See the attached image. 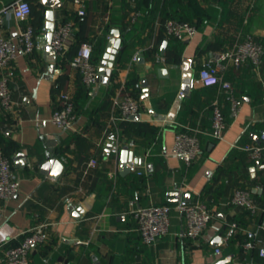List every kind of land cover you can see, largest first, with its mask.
Wrapping results in <instances>:
<instances>
[{"label":"crops","instance_id":"1","mask_svg":"<svg viewBox=\"0 0 264 264\" xmlns=\"http://www.w3.org/2000/svg\"><path fill=\"white\" fill-rule=\"evenodd\" d=\"M12 1L0 0V10ZM197 1L205 10L204 14H190L197 31L190 38L170 42L180 48L178 67L164 63L167 45L163 54L161 44L159 49L151 50L157 65L143 53L152 48L158 24L155 20L150 34L144 15L154 3L169 14L176 12L174 2L138 0L135 5L138 9L129 11L130 16L133 12L140 16L135 18L139 20L135 33L140 35L137 50L144 57L143 63L136 61L140 76V120L154 124L157 130L149 137L137 135L126 140L116 126L118 112L112 105L115 95L123 94L118 92L119 86L123 84L126 88L129 63L116 61L118 48L110 74L100 73L99 68L111 30L118 29L121 44L125 31L119 26L124 13L131 8L129 3L134 5L130 0H61L59 7L51 8L33 0L43 7L33 31L34 48L30 53L17 54L11 61L13 108L10 111L0 108V141L9 139L16 143L17 152H23L26 159L24 165H16L17 152L12 155L18 191L9 199H0V264L3 246L9 241L17 242L24 230L40 222L45 224L47 237L30 251L31 264H212L227 254L233 255L229 264H264V255L258 252L264 242L245 249L238 248L239 242L223 238L226 235L223 229L231 222L242 233L255 230L259 223L264 226V212L248 214L229 202L237 187L248 190L254 200H260L258 194L264 187V162L250 159L241 149L247 143L258 144L254 137L260 142L264 129V0ZM80 7L84 9L83 15L77 13ZM47 9H52L53 26L67 21L73 25L62 50L54 53L45 47ZM84 18L86 25L81 33L79 21ZM26 24L30 25V16L16 20L0 11V29L6 36L14 37L18 26ZM248 34L263 47L259 70L246 62L239 67L227 63L220 72L230 81L231 95L238 102L232 112L230 93L202 85L197 70L212 53L229 49L237 35ZM98 38L104 41V48L96 64L97 80L85 92L66 53L72 42L77 43V48L82 42L90 43L92 51H96ZM209 41L219 42L220 47L205 49ZM158 66L167 68V77L156 75ZM60 77L64 85L52 93ZM143 78L147 80L145 98L141 97ZM115 83L111 92L110 86ZM183 83L185 92L180 93ZM61 92L67 93L77 106L74 124L63 130L50 120ZM214 103L220 106L226 123L221 138L210 135ZM149 108L159 117L153 116ZM179 130L196 131L200 141L201 152L190 164L172 150L174 134ZM111 132L118 138L119 151L127 144L133 156L140 159L137 166L143 171L141 175L131 171L120 174L119 151L104 157L107 135ZM47 141H55L51 156L63 164L56 179L39 172L40 164L46 160ZM91 157L97 160L95 165L88 163ZM186 193L191 201L204 198L212 201L214 217L203 233L196 239L187 237L181 214L172 209L177 214L171 221L170 213L169 231L153 245L143 243L129 212L130 202L175 203L177 195L186 198ZM77 212L78 218L73 215ZM217 235L222 242L214 246L211 241ZM216 247L220 248L219 253L215 252Z\"/></svg>","mask_w":264,"mask_h":264},{"label":"built area","instance_id":"2","mask_svg":"<svg viewBox=\"0 0 264 264\" xmlns=\"http://www.w3.org/2000/svg\"><path fill=\"white\" fill-rule=\"evenodd\" d=\"M79 2V0H74ZM134 0H130L133 2ZM4 14L13 16L16 20H23L29 16L30 4L27 0H14L5 5L0 10ZM79 15L84 14V9L80 7L77 10ZM136 13H132L131 19ZM165 33L179 40L192 37L197 28L188 21L177 19H167L164 23ZM73 25L71 22L58 23L53 26L51 31L50 45L55 51H61L67 42ZM34 48L33 29L30 25H19L14 37L6 36L0 29V108L3 111H10L13 108V101L10 94V81L13 76L11 61L17 54H27ZM140 54L136 50L130 61H137ZM263 47L251 35H237L231 47L227 50H221L212 53V55L197 70V77L204 86H216L230 93L232 100V112L237 109V100L231 95L232 85L229 80L223 78L221 70L225 64L230 63L234 67H239L248 62L255 71H258L262 62ZM92 47L90 43L82 42L79 44L75 54L70 59V65L77 69L81 74V79L87 86L93 85L97 80V68L91 60ZM158 60V56H156ZM118 92L113 99V110H117L118 118L133 119L132 117L140 112L138 100L132 96L121 84ZM181 93V92H180ZM51 122L59 129L71 127L76 120L74 104L69 95L65 92L59 93L55 106L50 115ZM226 123L220 106L216 103L213 105L211 118L210 135L215 138H221ZM108 146L103 152L104 157L116 155L120 148V143L115 133L107 135ZM260 142L263 144H244L241 149L247 156L259 161L263 156L264 149V129L260 133ZM174 153L179 155L186 164H190L201 152V146L196 131L179 130L174 134L172 145ZM97 160L93 157L89 159L90 165H95ZM11 158L5 155L0 149V199H9L13 197L19 187L18 180L14 177L11 167ZM129 171L136 175L143 173L133 161L127 163ZM229 202L252 213L260 211L248 190L237 187L229 198ZM177 210L185 225L184 234L191 238H198L207 228L210 220L214 217V211L201 200H186L182 195H177L176 202L170 204H149L139 205L130 202L129 212L135 220L137 231L143 243L153 245L156 240L169 231L171 210ZM236 227L235 222L229 223V228ZM263 227L259 223L257 228L246 232V239L242 246L245 249L251 248L258 241L257 232ZM229 229L226 230L224 240L228 238ZM47 237L44 222L35 224L21 233V238L14 244L3 247L2 264H31L29 259L30 251ZM215 252L219 253L220 248L216 247ZM259 255H264V247L258 249ZM263 264V263H254Z\"/></svg>","mask_w":264,"mask_h":264},{"label":"trees","instance_id":"3","mask_svg":"<svg viewBox=\"0 0 264 264\" xmlns=\"http://www.w3.org/2000/svg\"><path fill=\"white\" fill-rule=\"evenodd\" d=\"M27 1L30 4V13H29L30 25L32 26V29L34 31L35 27L39 23V19L42 14L43 7L41 5L34 4L33 0H27ZM172 1L176 5V12L169 14L168 12H166L165 8L163 11V8H161L163 6H160L157 3H154V4L152 3L153 6L149 9V11L143 17L144 23L147 26L148 32L150 34L153 32L155 20L158 23L157 28L155 29L156 32H155L154 40L151 46L152 48L145 49L143 52L146 59H149V60L152 59L153 63L156 65H157V62L154 61L150 53H151V50L159 49V46L164 39L166 40V45H167L165 48L164 55H163L164 63L168 64V63L178 62L180 48L179 46H175L174 44H171L170 42L175 39H176L175 41H179V39L172 37V36H168L165 33L164 23L166 19L173 17L180 21H188L190 23H194V21H192L193 19L190 14H192L193 16V15L204 14L205 12V10L198 5L197 0H172ZM137 3H138V0H134L132 2L134 6H131V4L129 3L131 8L128 7L129 10L126 11V13H124V16L122 18V25L119 26V28L122 31H125V33L123 35L122 42L118 49L116 61L121 64L129 63V70L126 76V88L128 92L138 100L139 93H140V76L136 69V61L135 62L130 61V58L132 54L140 46V37H139L140 35L138 33H135L136 32L135 30L139 27L138 26L139 20L137 21V19H139L140 16L138 15V13H136L134 15V18L131 19L132 16L128 14L131 9L134 11L138 9L137 6L135 7ZM135 18L137 19L135 20ZM79 22H80V27H81L80 32L83 33L85 30L86 19L84 18L83 20H80ZM204 47L205 49H216V48H219L220 45H219V42L217 41L216 42L209 41L204 45ZM103 48H104V41L98 38L97 45L95 46L96 51H92V56H91V60L95 65L97 64L98 59L102 54ZM69 49L70 50L66 53V56L68 59H70L75 54L77 50V43L72 42ZM77 72H78V84L83 91L87 92L88 90H90L91 86H87L86 84H84L81 79L80 72L78 70ZM63 85H64V79L63 77H60L59 84L52 87V93H55L59 89H62ZM115 85L116 83L110 86L111 92H113ZM73 104H74V112L76 113L77 106L75 102H73ZM116 126L118 127L120 133L125 137L126 140H129L137 135L138 136L144 135L145 137H149L151 134H153L157 130V126H155L154 124L149 123L148 121L140 120V119L135 120V119H127V118H117ZM259 144L262 145L263 143L259 142ZM0 149L5 155L12 158V155L18 151V146L13 141L9 139H5L2 142L0 141ZM260 161L264 162V149H263V156L260 159ZM206 191H207V197L209 198L211 196L210 187ZM258 196L260 200H254V199L253 200L258 206V208H260V211L264 212V187H263V191L260 194H258ZM208 198H204L201 200L205 202L209 208H212L213 206L212 201L210 202ZM173 203L174 202H168L167 204L173 205ZM243 211L247 212L248 214H252V215L255 214V213L248 211L247 209H244ZM228 229H229L228 241H231V242L237 241L239 242L237 245L238 248H242V244L246 239V233H242L238 229L236 230L235 227L230 229L229 226L224 227L223 232H225ZM263 233H264V226L260 228L257 232V237L259 240L256 241L255 246L263 245V242H264ZM14 243L16 242L9 241L3 247H7ZM227 251L229 252L231 251V249Z\"/></svg>","mask_w":264,"mask_h":264},{"label":"water","instance_id":"4","mask_svg":"<svg viewBox=\"0 0 264 264\" xmlns=\"http://www.w3.org/2000/svg\"><path fill=\"white\" fill-rule=\"evenodd\" d=\"M40 2L45 5L49 6L51 8L53 7H59L61 5V0H40ZM53 29V14H52V9H47L46 10V25L44 27V30L46 31L47 38L45 40V47L47 51L51 50L52 53H54V49L50 45V38H51V31ZM120 45V37H119V31L116 28H113L110 33V37L107 42V46L105 48V52L103 54L102 60L100 62V68L99 72L108 76L111 72V68L113 65L114 57L117 52V49L119 48ZM166 45V40H163L160 46V51L163 54L164 52V47ZM138 63H143L144 62V57L142 54H139L137 58ZM179 65L177 63L173 64V67H178ZM149 66H147L148 68ZM156 75L158 77H167L168 76V71L167 68L164 66H158L156 68ZM143 89H142V98H145L148 95L147 91V80L145 78L142 79L141 81ZM181 93L185 92V85L184 83L182 84ZM149 112L156 117H159L154 111L149 108ZM163 115L160 116L162 118ZM133 119L138 120L140 119V114L137 113L133 117ZM257 143H259L258 139L254 137ZM47 149L45 151L46 155V160L40 164L39 167V172L47 175L50 178L56 179L63 170V164L56 158L51 156V148L52 145H55V141H47L46 142ZM133 161L135 164H140V159L138 157L133 156V153L131 150H129L128 145L124 144L120 151H119V172L121 175H124L126 173H129V167L127 165L128 162ZM26 162L25 159V154L21 151L17 152L16 155L14 156V163L24 165ZM257 165H260L259 162L256 163ZM263 166V165H262ZM149 168V167H148ZM186 200H188V193H186ZM79 211V210H77ZM75 217L78 218V212L73 214ZM222 240L219 235L215 236L211 244L214 246H217L221 244ZM232 254H227L224 257H221L217 259L214 263L212 264H229L232 258Z\"/></svg>","mask_w":264,"mask_h":264},{"label":"rangeland","instance_id":"5","mask_svg":"<svg viewBox=\"0 0 264 264\" xmlns=\"http://www.w3.org/2000/svg\"><path fill=\"white\" fill-rule=\"evenodd\" d=\"M251 32H253V31H251ZM176 214H177V213H176L175 211H172V212H171V221H172L173 218H175Z\"/></svg>","mask_w":264,"mask_h":264}]
</instances>
